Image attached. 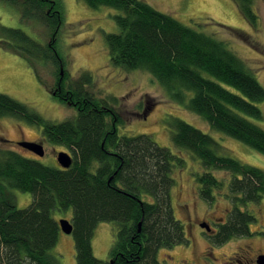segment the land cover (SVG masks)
<instances>
[{"label":"trees","instance_id":"1","mask_svg":"<svg viewBox=\"0 0 264 264\" xmlns=\"http://www.w3.org/2000/svg\"><path fill=\"white\" fill-rule=\"evenodd\" d=\"M22 3V18H38L53 30L43 45L21 29L0 23V45L24 58L42 83L38 67L59 69L53 94L77 110L63 122L46 120L31 107L0 93V118L25 121L42 129L48 143L66 148L69 169L52 168L19 151L0 148V264H60L53 254L62 230L55 213L72 210L77 264H103L93 239L101 223L116 226L108 264H162L160 250L189 245L177 219L172 190L175 168L186 160L151 135L122 136L125 125L117 110L119 98H99L87 88L93 75L83 72L68 82L59 52L64 25L60 0H9ZM91 9L111 8L119 31L105 35L111 65L125 71H146L170 99L205 120L213 131L238 140L264 155V129L259 104L264 88L252 69L228 45L156 10L144 0H83ZM251 27L259 29L256 0H234ZM63 72V75H62ZM175 148L188 152L205 169L195 174L198 196L213 205L218 194L231 202L227 222L206 237L214 246L253 236L257 217L244 208L264 199V170L230 155L209 133L172 117L166 122ZM230 173L225 183L212 171ZM33 195L18 208L11 190ZM226 189V190H225ZM227 191L223 193V191ZM61 220V219H60ZM264 236V231L260 232Z\"/></svg>","mask_w":264,"mask_h":264},{"label":"rangeland","instance_id":"2","mask_svg":"<svg viewBox=\"0 0 264 264\" xmlns=\"http://www.w3.org/2000/svg\"><path fill=\"white\" fill-rule=\"evenodd\" d=\"M144 1L182 24L225 42L252 69L264 88V0L255 1V10L261 21L257 30L243 17L234 0ZM60 2L64 25L58 43L60 55L66 62L64 72L69 76L68 82H76L85 71L91 73L94 82L87 88L91 93L99 98L113 96L120 100L117 110L126 123L119 127L120 135H151L160 146L171 149L186 160L184 169H174L173 178L176 183L172 190V199L175 215L184 224L190 244L160 250L159 261L162 264H222L229 261L231 256L238 260L243 259L239 248L244 246H249L251 256L264 254V236L260 234L264 231V199L259 203H250L244 208L257 217V223L252 227L253 236L235 238L224 245L216 246L214 250L209 249L210 243L201 223H208L214 230L217 229L218 224L227 222L232 208L231 202L225 194H218L216 202L211 206L199 198L195 174L202 173L205 169L188 152L174 147L166 122L172 117L180 118L213 136L224 148L223 154L263 170L264 155L238 140L213 131L203 118L172 101L167 91L150 73L113 67L105 35L119 31L114 19L118 11L106 7L94 10L83 0ZM20 4L22 5L0 0V23L21 29L34 40L47 45L52 39L53 30L38 18L24 20ZM12 52L8 47L0 45V93L25 103L48 121L59 123L76 117L77 110L65 105L53 95L57 87L59 69L50 64L38 67L41 83L29 63ZM259 107L264 115V102L260 103ZM251 121L264 129V118ZM20 141L42 144L45 156L38 157L24 149L18 144ZM0 148L19 151L56 169L60 168L58 154L70 153L64 147L45 141L41 128L8 117L0 118ZM212 173L223 181L228 189L232 175L217 170ZM225 190L223 193L227 192ZM11 192L18 208H26L32 204V194L15 189ZM72 215V210L66 214L55 213L58 220H71ZM115 239L114 224H99L93 239V249L95 256L102 260L103 264H108L110 260V251ZM53 254L59 258L60 264H77L73 236L62 232ZM169 256H172V259Z\"/></svg>","mask_w":264,"mask_h":264},{"label":"water","instance_id":"3","mask_svg":"<svg viewBox=\"0 0 264 264\" xmlns=\"http://www.w3.org/2000/svg\"><path fill=\"white\" fill-rule=\"evenodd\" d=\"M18 144L24 149H27L28 151L34 153L38 157L45 156L44 146L40 143L32 141H21ZM57 159L61 168L69 169L73 165V157L69 153L60 152L57 156ZM59 225L63 233L68 235L73 234V225L70 220L61 219L59 220ZM201 227L206 229L208 232L211 231L210 227L207 224H202ZM258 264H264V255L259 256Z\"/></svg>","mask_w":264,"mask_h":264},{"label":"flooded vegetation","instance_id":"4","mask_svg":"<svg viewBox=\"0 0 264 264\" xmlns=\"http://www.w3.org/2000/svg\"><path fill=\"white\" fill-rule=\"evenodd\" d=\"M57 88H59L60 89V87H57ZM21 142V141H20ZM202 224H207L209 227H210V229H211V231L210 232H208L206 229H204V228H202V229H204V232H205V234L207 235V236H209V235H213L214 233H216V231H217V229H213L212 228V226L211 225H209L208 223H201V225ZM215 225H217V224H215ZM210 243V242H209ZM216 248V246H214V245H212L211 243H210V245H209V249L211 250H214ZM239 253L241 254V257L243 258V259H240V260H238V258H236V257H230L229 258V261H227V262H225V263H222V264H234L235 262H237V264H258V258H259V256H261V255H264V254H260V255H257V256H251V254H250V251H249V246H244V247H240L239 248ZM235 255H237V253H235ZM240 256V255H239ZM170 257V259H172V256H169ZM165 262L167 263L168 262V260H165ZM188 262V261H187ZM191 262H193V263H195V261H191ZM210 263V262H209ZM191 264V263H190ZM211 264V263H210Z\"/></svg>","mask_w":264,"mask_h":264}]
</instances>
